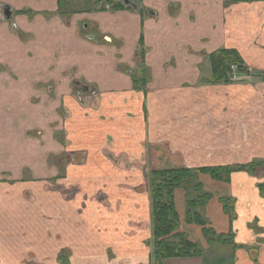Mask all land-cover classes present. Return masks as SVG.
I'll return each instance as SVG.
<instances>
[{
    "label": "crops",
    "instance_id": "0c3cea01",
    "mask_svg": "<svg viewBox=\"0 0 264 264\" xmlns=\"http://www.w3.org/2000/svg\"><path fill=\"white\" fill-rule=\"evenodd\" d=\"M63 5L0 0V264H61L60 252L67 264H148L143 174L264 160V0ZM219 49L253 69L242 81L209 82ZM261 168L234 170L227 182L199 174L212 182L208 224L233 235L231 264H264V234L237 215L230 222L220 201L232 198L237 210L250 200L251 220L263 223ZM180 230L203 255L164 264H228L210 254L219 243Z\"/></svg>",
    "mask_w": 264,
    "mask_h": 264
},
{
    "label": "trees",
    "instance_id": "16d2710c",
    "mask_svg": "<svg viewBox=\"0 0 264 264\" xmlns=\"http://www.w3.org/2000/svg\"><path fill=\"white\" fill-rule=\"evenodd\" d=\"M95 5H99V9H106V5L110 10H118L130 7L123 4V2H112V0H92ZM243 60L234 49H219L209 55L210 75L209 82L225 83L228 82L229 77L226 74L229 71L230 65L235 63L238 68L244 69L246 67L242 63ZM240 71V70H239ZM264 165L263 161H254L250 164H234L223 166H204L198 168H166V169H152L148 172L146 179L149 184L150 205L152 214V240L151 252L148 264H164L168 259H180L198 257L203 255V250L200 244L187 237V234L179 229V213L175 204V191L178 187L185 183V181H193L195 188H200L201 183L196 179L198 175L203 174L210 179L216 181L227 182L230 173L234 170H247L249 173L254 172L255 166ZM199 175V176H200ZM260 190L262 185L257 184ZM202 194V193H201ZM195 198L186 199V210L184 214V222L186 224H195L201 227V232L206 242L211 245L214 243L225 244L229 243L233 238L230 232L228 234L215 233L214 229L208 224L203 210L206 202L211 197V194L204 192ZM223 205V211L229 216L230 222L234 219L233 209L234 201L232 198H220ZM203 213H202V212ZM233 244L232 242H230Z\"/></svg>",
    "mask_w": 264,
    "mask_h": 264
},
{
    "label": "rangeland",
    "instance_id": "374dc122",
    "mask_svg": "<svg viewBox=\"0 0 264 264\" xmlns=\"http://www.w3.org/2000/svg\"><path fill=\"white\" fill-rule=\"evenodd\" d=\"M121 1L122 0H112V2H121ZM63 2H64L63 6H65L64 7L65 10H70V11H73V12L76 11V10L90 9L91 6H93V1L92 0H63ZM105 7L108 8V9L110 8L107 5ZM246 68H247V71H251L253 69V67H246ZM248 68H250V69H248ZM243 70L244 69H240V67H239L238 70L236 71V75H239L241 73L246 74V72H243ZM137 72L139 74V71H137ZM135 76H136V73H135ZM242 80L243 79L235 80V81H242ZM245 81H248V80H245ZM259 99H260V101H264V94L260 95L259 98L256 99V100H259ZM17 109L18 108L14 109V110H9L8 111V114H9L8 116L18 117L19 110H17ZM127 161H128V159H127ZM114 164L116 165L117 162L114 161ZM166 166H168V165H166ZM166 166L163 165V167H157V169L177 168V167H166ZM263 171H264V168H261L257 174H254L258 178V180L260 181V184L262 185V189H261L262 197H264V172ZM146 174H147V172L145 174H143L142 180L149 187L148 181L146 180V177H145ZM203 179L204 178L203 177L200 178L199 175H198V178L196 179L199 183H201V187L200 188L199 187L195 188L194 184H193V181H190V180L185 181V183H182L178 187L179 194H177V200L176 201H177L178 210H179L178 213H179L180 223L181 222L183 223V221H184V214H185L184 212L186 210V199L189 198V200H190L192 198H195L196 196H198L201 193L203 194L204 192H207V191H205L206 188H208L207 186H211L212 185V182L206 181V180H203ZM52 183H53L52 185H54V187H55L54 188L55 190L56 189L61 190V185L59 184L60 183L59 180L52 181ZM43 185H47L48 187H50L49 182H47V183H45ZM204 187H205V190H204ZM71 189H72L71 187L68 188L66 190V193L69 190H71ZM87 191H89L88 188H86V191H85L86 192V196H87V193H88ZM69 192H71V191H69ZM73 193H75V191ZM91 193L97 194V196H96L97 198H101L103 201H105L106 195L104 194V192H102L100 190H93V191H91ZM69 195H70V193H69ZM233 206H234V208H236L235 203L233 204ZM204 210H203L204 213L202 211L201 212L206 217V212ZM232 211H233V214H234L233 215L234 218L237 215V222L236 223L241 224V222L245 221L248 224L247 229L254 230V232L256 234H258V235H263L264 234V222L260 223V222H256L255 220H251L252 213H253V211H256V209H253V206H252L250 200H248L243 207L238 206L237 210L233 209ZM151 224H153L152 214H151ZM179 228L180 229L186 228L187 232L189 230V235L191 237H193V235L199 233L198 231H200V233L202 234V232H201L202 229H201V227L199 225H195V224L194 225H184V224L181 225L180 224ZM180 231H183V230H180ZM152 232H153V230H151V235H153ZM259 240L260 241H264V238H260ZM232 241H233V239H231L230 242H232ZM214 244L217 245L218 243H214ZM217 248H216V250H214V248L212 250H210V254H212V256H214L216 258L222 256V254H225V257H226L225 261H228V264H231V258H232V256H234V252L235 253L237 252V250L234 247V245L233 244H229V243L226 242L225 244L217 245ZM255 249L256 248H252L251 251H254ZM210 254H208V255L210 256ZM236 256H237V254H236ZM67 257H68V254L60 252V253L57 254L56 260H57V262H60L61 264H67Z\"/></svg>",
    "mask_w": 264,
    "mask_h": 264
},
{
    "label": "built area",
    "instance_id": "2783aa9c",
    "mask_svg": "<svg viewBox=\"0 0 264 264\" xmlns=\"http://www.w3.org/2000/svg\"><path fill=\"white\" fill-rule=\"evenodd\" d=\"M237 70H238V66L234 63L231 64L226 76H228L230 80H241L242 76L236 75Z\"/></svg>",
    "mask_w": 264,
    "mask_h": 264
},
{
    "label": "water",
    "instance_id": "95a60500",
    "mask_svg": "<svg viewBox=\"0 0 264 264\" xmlns=\"http://www.w3.org/2000/svg\"><path fill=\"white\" fill-rule=\"evenodd\" d=\"M123 3H124V4H129V3H130V0H123ZM8 14H9V13L6 11V12H5V15L8 16Z\"/></svg>",
    "mask_w": 264,
    "mask_h": 264
},
{
    "label": "flooded vegetation",
    "instance_id": "af4514ba",
    "mask_svg": "<svg viewBox=\"0 0 264 264\" xmlns=\"http://www.w3.org/2000/svg\"><path fill=\"white\" fill-rule=\"evenodd\" d=\"M93 4H95V3L93 2ZM6 11L8 12V9H7L6 7H4V8H3V14H4V15H5V12H6ZM149 171H150V170H149ZM149 171H147V174H148ZM147 174H146V176H147ZM146 176H145V177H146ZM146 180H147V179H146Z\"/></svg>",
    "mask_w": 264,
    "mask_h": 264
}]
</instances>
